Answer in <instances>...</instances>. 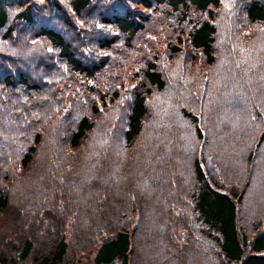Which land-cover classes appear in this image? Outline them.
Instances as JSON below:
<instances>
[{"label": "rangeland", "instance_id": "obj_1", "mask_svg": "<svg viewBox=\"0 0 264 264\" xmlns=\"http://www.w3.org/2000/svg\"><path fill=\"white\" fill-rule=\"evenodd\" d=\"M30 1L33 23L17 17L23 4L9 9L0 28V194L7 195L0 264H37L62 235L68 248L61 264H92L114 227L132 234L131 264H232L204 235L193 209V160L213 164L221 189L243 190L239 226L251 234L261 218L264 228V22L247 17L250 0L220 2L211 64L185 41L189 25L205 12L145 9L139 0H90L76 12L71 0H55L59 10ZM119 4L147 14L132 38L102 21ZM41 19L67 35L77 56L102 69L93 77L73 70L49 41L32 36ZM168 42L181 50L171 53ZM148 60L164 79L159 90L143 75ZM19 73L27 84L18 82ZM147 86L142 129L127 142L131 98ZM186 113L197 117L201 137ZM83 115L93 125L72 147L71 132ZM36 135L37 150L23 167ZM25 240L32 246L22 256Z\"/></svg>", "mask_w": 264, "mask_h": 264}, {"label": "trees", "instance_id": "obj_2", "mask_svg": "<svg viewBox=\"0 0 264 264\" xmlns=\"http://www.w3.org/2000/svg\"><path fill=\"white\" fill-rule=\"evenodd\" d=\"M46 5H54L60 9L55 0H45ZM131 1V0H126ZM140 5L145 9H152L160 5H167L174 10L181 11L184 16L187 12H205V17L199 18L189 25L186 30V42L189 48L200 53L201 59L206 64H211L215 60V34L216 27L214 14L222 0H139ZM121 3L122 1L119 0ZM31 1L24 0H0V28H2L8 17V11L12 6L23 7L17 13L25 23L34 22V10L31 11ZM72 7L75 11L84 10L90 3V0H71ZM45 6L41 8L45 9ZM114 6V5H113ZM111 7V6H110ZM109 7V8H110ZM108 8V9H109ZM246 15L250 21L264 22V4L258 0H250L246 7ZM131 11L119 4L110 8L107 12L101 14L102 21L105 24L115 25L121 32L128 34L132 38L145 27L147 14L141 11ZM11 27L6 29L8 34ZM5 34V35H7ZM35 38H44L58 49L59 55L62 56L70 67L85 76L93 77L102 69L101 63H88L74 53L71 43L56 24L45 22L41 19L37 25L34 34ZM112 39L107 40L106 44L110 45ZM171 53H177L181 48L168 42ZM143 75L146 83L155 87L157 90L163 88L165 82L159 71L156 62L148 60ZM18 82L27 84L25 77L19 73ZM7 85H13V80L4 79ZM151 92L150 87L137 88L131 98L129 111L127 115V126L124 135L127 142L135 140L136 136L142 129L143 119L147 114V96ZM186 116L196 125V132L201 137V130L198 127V119L195 115L186 113ZM93 120L87 115H83L78 120L75 129L71 132L70 143L72 147L77 146L85 137L87 131L91 129ZM39 142V135H36L34 141L29 144L21 158L23 167L27 166L33 159ZM195 174V190L192 193L193 209L197 214L200 223L204 226L202 231L204 235L215 241L220 249L223 258L232 264H264V228L260 229V220L254 221V231L249 234L239 226L238 208L243 197V190H238L235 185L227 186L221 189L218 184V175L213 164L205 158L195 157L193 160ZM7 195L5 192L0 194V209L6 207ZM100 244L93 256L92 264H112L118 261L119 264H131V237L132 234L125 227H114L110 232L104 233ZM31 242L25 240L22 248V256L27 255L31 248ZM68 248V241L65 235H62L54 249L40 257L37 264H61L65 252Z\"/></svg>", "mask_w": 264, "mask_h": 264}]
</instances>
